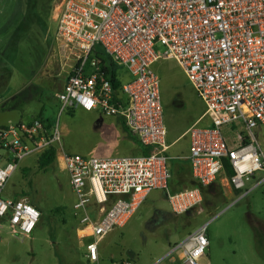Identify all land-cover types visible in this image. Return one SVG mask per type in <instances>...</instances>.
<instances>
[{
    "label": "built area",
    "instance_id": "2783aa9c",
    "mask_svg": "<svg viewBox=\"0 0 264 264\" xmlns=\"http://www.w3.org/2000/svg\"><path fill=\"white\" fill-rule=\"evenodd\" d=\"M55 20L51 51L67 79L58 94L60 114L82 109L119 118L150 150L107 158L57 153L70 175L81 230L90 231L87 264L99 263L102 240L126 227L154 190L163 191L172 213L182 216L202 211L203 189L225 174L226 162L236 191L263 174L242 197L264 184V0H63ZM105 60L128 74L119 96L104 73ZM166 60L185 73L211 122L188 130L185 160L198 186L177 192L170 190L174 167L154 69ZM237 124L243 128L240 142L230 145L222 129ZM61 136L59 122L48 127L40 118L0 127V232L22 240L32 236L41 211L25 198H6L4 191L23 160H39L61 144ZM92 201L99 206L96 215ZM206 227L170 255L182 251L183 264H200L210 245Z\"/></svg>",
    "mask_w": 264,
    "mask_h": 264
},
{
    "label": "rangeland",
    "instance_id": "374dc122",
    "mask_svg": "<svg viewBox=\"0 0 264 264\" xmlns=\"http://www.w3.org/2000/svg\"><path fill=\"white\" fill-rule=\"evenodd\" d=\"M62 1L0 0V76L1 70L4 72L0 81L5 83L12 78L9 87L12 91L28 85L11 106L17 110V116L21 114L23 122L40 116L59 122L61 144L72 154L85 158L131 156L129 147L133 142L116 117L82 109L60 114L57 95L67 79L50 47ZM49 52L60 74L52 83L46 80L50 75L46 67ZM170 63H173L171 73L160 71L158 75L167 129L171 135H178L198 120L205 105L182 69L175 62ZM120 73L127 75L125 70ZM2 84L0 99L5 100ZM242 130L237 124L224 127L222 132L227 143L234 145L240 142ZM261 136L264 144V131ZM188 141L189 137L182 138L167 153L175 170L170 183L172 192L190 188L188 182L193 180L187 167L177 165L182 163L180 153L187 154ZM24 165L31 169L22 170ZM21 167L9 180L4 196L37 199L42 218L29 239L15 238L7 230L0 232V264H87L85 245L91 238L78 236L80 218L73 208L75 196L59 154L47 170L39 169L37 156L27 158ZM262 178L263 174L258 173L246 182L244 189L236 191L221 173L215 184L203 189L202 211L195 209L182 216L172 213L163 191L154 190L131 222L105 237L99 248L108 263L183 264L182 251L173 255L170 252L184 237L207 225L210 245L200 264H264L260 256V252L264 253V184L242 197ZM90 209L96 215L99 206L92 201ZM157 211L164 213V219L159 221ZM258 232L261 240L257 238Z\"/></svg>",
    "mask_w": 264,
    "mask_h": 264
},
{
    "label": "crops",
    "instance_id": "0c3cea01",
    "mask_svg": "<svg viewBox=\"0 0 264 264\" xmlns=\"http://www.w3.org/2000/svg\"><path fill=\"white\" fill-rule=\"evenodd\" d=\"M50 49H51V47H50ZM171 61H173V60L160 61V62H158V63H156L154 65V69L157 71V73H159L160 71H162V72H164L166 74H170L171 73V69L173 68V63H170ZM173 62H175V61H173ZM56 64L54 65V60L50 59V52H49V56H48L47 61H46V65L47 66L45 65L49 69V71H50L49 72L50 75L46 79L49 83H52V79L53 78H57V77L60 76V74L57 72V68H56L57 65ZM175 64H176V66H178V64L176 62H175ZM45 66H44V69H45ZM1 74L2 75L0 76V78L3 81L4 72L2 70H1ZM125 78H127V76ZM2 81H0V84L3 83ZM11 84H12V78H10L9 80H7L5 83L2 84V86L5 87L4 90L2 91V93L4 94V97H6V99L5 100L0 99V127L6 126L10 121L16 122V123L21 121V114H20V116L19 115L17 116V110L14 107H12L11 104H12V102L17 101L16 99L18 98V96H20L21 94H23V92L26 91V89L28 88L27 87L28 85L27 86L26 85L25 86H22L20 89H18L16 91H14V90L12 91L9 88L11 86ZM65 84H64V86H65ZM6 86H8V87H6ZM64 86H63V89H64ZM63 89H62V91H63ZM62 91H60V93ZM161 95H162V92H161ZM57 98H58V95H57ZM204 115H205V108H204V112H202V114H200V117L198 118V120L192 126L196 125L197 123H199L202 126H209L211 124V122H210V120L208 118L204 117ZM117 119L122 123V120L121 119H119V118H117ZM205 119H208V121L205 122V123H203ZM45 120L46 121H50L49 119H45ZM51 122H52L51 124L53 126L55 124L54 120L51 119ZM165 123H166V121H165ZM64 125H66V124H64ZM122 126H123V124H122ZM192 126H190L189 128H187L186 130H184L183 132H181L178 135H176V134L175 135H171L169 133L168 138L170 139V142L169 141L168 142L170 143L169 144L170 145V148L176 142H178L179 140H181L182 138L189 137L188 136V130ZM123 129H124V127H123ZM125 133H126V136L133 142V145H130V147H129V151H130V153H132L131 156L141 155L142 154V146L140 145V143H138L137 140L134 137L131 138L126 131H125ZM190 143H191V140H190V137H189V141L187 143V154L183 156V153L182 152L180 153V158H181L182 163H179L177 165H180L179 167H181V166L187 167L189 169V172H190L189 175L192 177L191 167L189 165V162L187 160H185V158L189 154ZM64 148L65 147H63V145L60 144L59 145V149L57 148V153H60L61 151H63V152H67V154H72L71 152H68ZM170 148H169V150H170ZM112 157H114V156H112ZM27 158H29V157H27ZM102 158H107V157H102ZM25 160H23L21 162L19 168L21 167L22 163ZM184 161H187L188 164L183 163ZM21 168H22V170H30L31 169L29 165H27V166L24 165V167H21ZM6 198L18 199V198H21V197H16L15 195H13V197H6ZM23 198L29 200L31 202V204H33L35 207H37L43 213V211L40 209V205L38 204V200L37 199H33L30 196L23 197ZM76 230L78 232V236H79L80 239H87V238H89L90 231L81 230V226L80 225L77 227ZM82 246H84V243L83 242H82ZM99 249H100V258H99V263L98 264H116L117 263V261H115V262L112 261L111 263H108V261L106 260L107 258L105 257V255H104V253L102 251V248H99Z\"/></svg>",
    "mask_w": 264,
    "mask_h": 264
},
{
    "label": "trees",
    "instance_id": "16d2710c",
    "mask_svg": "<svg viewBox=\"0 0 264 264\" xmlns=\"http://www.w3.org/2000/svg\"><path fill=\"white\" fill-rule=\"evenodd\" d=\"M104 63H105L104 73L107 75L108 79L111 81L114 87V90L116 91V94L119 96L120 95L119 90L122 87L123 83L128 79V74L126 75L127 78H125L126 76L121 75L120 73L121 71L118 70L117 67L110 60H105ZM40 119H42L41 116H40ZM42 120L48 125V127L52 126L51 120L50 121H46L44 119ZM122 124H123L124 130L129 134L131 138H133V136L129 133L123 120H122ZM149 152H150L149 149L142 147V154L147 155L149 154ZM56 158H57V148L54 147V148L49 149L39 158L38 160L39 169L47 170L48 167L54 164V162L56 161ZM224 172L229 179L234 175V172L232 171L228 162H226L225 164ZM183 181L187 183L186 180H183ZM188 184L190 187L198 186V184L194 182L193 180H190ZM259 234L260 233L258 232L257 238L261 240L262 236L261 234L260 235ZM260 256L264 258V253L260 252Z\"/></svg>",
    "mask_w": 264,
    "mask_h": 264
},
{
    "label": "flooded vegetation",
    "instance_id": "af4514ba",
    "mask_svg": "<svg viewBox=\"0 0 264 264\" xmlns=\"http://www.w3.org/2000/svg\"><path fill=\"white\" fill-rule=\"evenodd\" d=\"M157 215H158L159 221L164 219V217H165L164 213L161 211H157L155 216H157Z\"/></svg>",
    "mask_w": 264,
    "mask_h": 264
}]
</instances>
